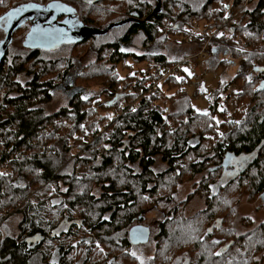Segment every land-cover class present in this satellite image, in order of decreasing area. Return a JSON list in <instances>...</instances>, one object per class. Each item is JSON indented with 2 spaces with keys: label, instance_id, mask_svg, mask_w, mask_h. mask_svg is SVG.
Wrapping results in <instances>:
<instances>
[{
  "label": "trees",
  "instance_id": "obj_1",
  "mask_svg": "<svg viewBox=\"0 0 264 264\" xmlns=\"http://www.w3.org/2000/svg\"><path fill=\"white\" fill-rule=\"evenodd\" d=\"M26 1L34 4L38 2V0H18L17 5L28 4ZM110 1L112 3L116 1L118 7L124 6L122 11L125 13L136 6V1L138 2V0H130L127 4L120 6V0ZM249 1L244 2L242 6H237L236 0H232L224 7L221 0H162L161 13H153L157 1L141 0L140 17L137 20L135 17L133 20L127 19L128 22L135 21L127 33L131 37L135 31L140 30L144 32L143 38L148 43L157 41L165 44L168 41L166 33L168 27L177 26L179 31H185L192 21L199 23L202 18L209 17L212 23L206 22L207 24L203 26L206 30L217 32L216 49L224 47H220L219 41L226 37L225 31L226 34L232 36L236 33L240 36L239 41L244 52L238 58L242 69L254 62L263 64L264 22L260 20L264 17V0H257L256 7L246 11ZM170 2L175 3L184 11L181 13L182 17L174 24L169 21ZM217 3L222 5L219 6ZM97 7L96 4L92 6L91 12L96 13L97 10L94 11V9ZM175 8L178 10L177 7ZM107 11L111 13L112 9ZM210 11L215 14L209 13ZM123 12H118V15ZM246 16L250 17L247 23L242 19ZM84 21L88 24H83L85 27L103 30V27L96 25L98 22L94 21L92 14ZM112 22L113 20H108V25ZM128 22L125 25L129 24ZM234 31L235 33L232 34ZM160 32V35L163 34L165 38L158 35ZM245 35L247 37L244 39ZM98 37L84 39V41L91 39L89 44L98 39L96 43H92L94 44L92 48L98 56V62L86 70L97 67L95 71H99L102 69L99 68L100 66L110 63L111 67L103 70L104 75H111L104 89L105 97L101 101L96 100L89 90L79 87L87 90L89 97L87 99H82L81 96L75 97L69 101L68 109L60 112L48 114L38 106L40 103L47 102V99L51 97L47 92L48 87L39 84V75L34 76L26 89L9 82L10 72L23 68V64L9 65L11 69L5 74L4 68L6 61L10 58L11 48L7 50L1 63L0 87L1 85L14 87V91L21 96L10 98L6 95L0 101V167L9 166L11 169L9 175L0 176V219L15 212L14 220L17 224L13 235L0 237V264H29L34 260L37 261L40 250L37 246L31 249L32 245L23 242L26 236L37 233L52 234V239L49 237L51 244L54 243L52 250L60 244L63 254L61 264H70L69 255L71 253H75V260L80 263L138 264L136 259L130 255L131 252L136 253V249L128 241V230L133 218L141 214L143 208L158 203L159 196L174 198L180 186L184 184L183 182L187 181L184 180L186 175H190V181L195 187L196 177L206 176L201 181V187L208 189L209 184L213 185L218 179V175L215 174L217 171H206L207 168L220 163V160L216 159L217 156H212L213 151H217L215 153L219 155L228 149L249 152L259 147L264 139V90L258 91L257 94L254 91L255 84H245L241 80L239 81L243 83L241 92L243 96L253 92L249 101L252 121L246 131L237 134L229 132L228 136H230L224 140L219 139L220 144L216 146L204 145L207 140L205 134L209 132V129L202 128L198 132L189 134L190 130L186 127L197 118L207 115L194 113L195 110L190 106L187 95L175 100L173 104V107H176L175 114L167 112V107L169 108L168 103L177 93L164 95V106L161 105L159 108L147 106L143 101L138 103L137 113H123L121 105L132 103L139 92L141 93V88L134 81L140 71L135 70L129 76H122L119 73L118 64L127 57L117 52L118 48L113 44L98 46ZM82 42L73 43V45L78 44L74 48V55L80 54L84 47L89 45L79 46ZM112 48L115 50L113 51ZM210 54L215 55L212 50ZM21 57L22 55H17L12 58V61L17 62L23 59ZM40 58L37 52H30L26 61L41 62L44 68V65L53 63L45 62V59ZM150 58L152 59L150 65L156 69L177 62L160 53ZM113 68L115 76H113ZM64 76L65 73L61 74L60 82ZM188 79L183 70L180 81L175 78L171 82L165 81L159 89L163 90L170 83L178 87ZM236 79L234 81L238 84ZM227 84L229 82L223 85L224 90ZM57 85H51L49 88L54 89ZM44 86L47 88H43ZM40 96L44 98L39 100ZM161 96L162 93L153 98H161ZM212 98L213 102L217 101L216 98L215 100L214 97ZM87 102H91V105L95 102L96 107L83 110L82 105ZM212 107L213 105L210 104L209 109ZM177 119H181V121L178 120V125H171L172 122H176L172 124H177ZM69 122L72 125H69ZM183 126H186L185 129ZM190 139L198 140L199 145L190 146L188 144ZM73 144L77 146L76 150L82 148L84 150L75 155L72 151L75 148ZM201 149L204 151L197 157L198 159L187 160L190 154H195ZM261 149V162L254 170L248 172L249 175L246 178H241L235 184V187H239L240 194L250 191L251 184L252 191H258L264 185V149L262 147ZM158 162L165 165L161 170L156 169ZM85 164L88 166L84 172L92 174L88 177H77L78 172L81 171L80 166ZM118 173H121V178ZM245 181L248 182L246 186ZM77 183L82 186H78ZM163 183L166 187L160 186ZM62 186L66 190L63 193ZM95 189L101 191L99 196L94 195ZM60 193L64 195V199H61L59 204H55L51 197ZM230 193L225 192L220 197L222 204L217 202L213 204L206 219L210 221L216 213H219L223 205L225 209L230 208V197L227 203L223 201V197ZM46 195H51L50 200ZM155 195L158 198H155ZM65 201L71 203L69 210L61 209L54 214V210L63 207L62 202ZM73 213H79V215L74 217ZM108 213L112 216L106 220L104 217ZM46 216H53V218L46 219ZM65 218L74 222V227L69 228L66 233H56L55 227ZM203 228L195 225V221L186 223L184 219L169 222L160 233L156 231L157 233L153 234L154 238L145 246L147 248L144 250L148 254L144 264H170L184 255L189 257L186 261L188 264H206L205 261L208 262V260L210 263V257L213 256L211 253L217 251V246L209 238L204 242L201 241ZM58 235L61 239L57 238ZM51 244L47 251V264L50 262ZM245 245L244 240L239 241L235 249L240 246L243 248ZM238 250L237 264H245L246 246ZM121 251H123L122 254ZM32 255L33 257H30Z\"/></svg>",
  "mask_w": 264,
  "mask_h": 264
},
{
  "label": "flooded vegetation",
  "instance_id": "obj_2",
  "mask_svg": "<svg viewBox=\"0 0 264 264\" xmlns=\"http://www.w3.org/2000/svg\"><path fill=\"white\" fill-rule=\"evenodd\" d=\"M2 1L3 0H0V3H2ZM101 1L103 0H91V2H89V0H38V6L42 8L50 7L49 10H53L55 12H52V15L56 16V19L54 21L52 20L53 16H51L50 12L47 9L49 13L42 15L39 14V19H32L27 21L24 26L17 31H25V38L22 42V46L25 47L27 36L32 31L34 26H41L42 28H45L50 24H54L57 26L56 28L61 29V31H67V28L69 29L70 26L77 25L78 29L81 32L82 30L87 28L83 24L88 25L87 21L85 23L84 20L91 16L92 6H94L95 4L99 6L98 3H100ZM140 4L141 0H138V2L136 1V6L130 8L128 13L123 12L122 14H119L121 16L119 19L127 20L130 18L131 20H133V17H135V19L137 20L138 17H140L141 13ZM119 19L118 21H121ZM118 21H113L112 23H118ZM79 23L81 24L82 28L79 27ZM128 23L129 24H127V29L120 36L115 33V30L117 28L115 27L108 33V35L110 36L108 42H104L103 39H99L98 46L107 43L113 44L117 46V52L124 54V56H126L127 58L131 57L135 61L139 60L140 58H150L151 56L157 55L163 49H170L169 46L164 45L163 43L161 44L162 46H158L157 44H160V42L157 41L148 43L146 39L143 38L144 32L140 30L135 31L134 34L129 37L127 33L128 29H130L134 25L135 21H130ZM4 28L6 29V20L3 21V23H0V30L4 32ZM15 34L13 36V42L9 48H11L14 43ZM97 40H93L92 43H96ZM92 43L89 44L88 39L80 43L79 46L85 44L89 45L85 46L81 53L78 55L73 54L74 48L78 46V44L73 45V43L63 44L60 47L52 50H31L32 52H37L39 57L41 56L40 59H45V62L63 63L64 65H66V77L64 76V78H62L61 82L57 85V87L53 89V91H59L65 96V99L68 101L73 100L77 96L89 97L90 95L87 90L78 89V87L82 86L78 85L77 81L84 76V73L87 68L98 62V56L94 48H92V45L94 46V44ZM121 49H124V51H122ZM222 49L223 48H214L213 50L215 51L212 50L213 54L215 55H212L213 61L211 65H213L214 63V67H211V69H216L219 65H226V62H229V67H233L235 69V72L234 76L231 77L228 81L229 84H227L226 90L222 89L223 85H225L226 83H221V86L217 92L219 98L221 97V93L229 90L230 87L233 88V92H235L234 95L236 97H241V92L243 90L241 87L243 83L241 81L249 85L255 84L254 91L257 92V94L258 91L264 90V87L261 88V85H264V64L254 62L250 66H244L242 69L240 65L241 62L238 57L233 60H226V56H228V53L230 52V55H233V52L229 49L222 51ZM112 50L114 51L115 49L112 48ZM171 54L172 56L177 55L175 51H172ZM249 77L251 78L250 80ZM235 79L238 84L235 83ZM237 88H239L238 91ZM251 110L252 109L250 107L246 110L245 119L239 122V125H235L234 128L229 131L230 134L232 132H236L237 134L246 131V129L250 125V122L252 121ZM257 112L260 113V111ZM219 137H221V135ZM188 144L193 147L198 146L199 142L198 140L190 139L188 141ZM219 144L220 142L219 140H217L214 143V146ZM261 147L264 149V139L261 141L259 147H255L249 152L242 150L238 152L234 149H228L227 151H224L223 153H221V155H219V153H215L217 151H213L212 156H217L216 159L220 160L219 164L206 169L207 172H210L211 170L217 171L215 174L218 175V179L213 185L209 184L208 189H202L203 186L201 187V181L206 176L201 177L200 175L199 179L197 180L196 187L192 189L191 192L188 193L184 199L179 198L177 196L179 193L178 190L174 198L172 196H165L164 198H162V196H159L160 198L158 203H155L147 208H143L141 214L133 218L128 230V241L131 246L135 247V251L136 253H138L137 255L140 256L143 261H145L148 253H146L147 251H145L144 249L147 248L145 246L150 243L151 240L154 238L153 234L157 233L156 231L160 233L161 229L169 222H173L176 219L179 221L180 219H184L186 223L190 221H195V225H200L204 227L202 231L201 241L204 242L207 238H209L211 239V241L219 242L215 244L217 246V251L224 248L227 249L223 258L216 257L213 255L212 257H210V263L209 260L208 262L205 261L206 264H213L214 261L220 259H223L225 261L232 260L233 264H237V249L242 250L245 246L246 264H264V219L257 220L255 219V215L251 213L246 215L240 214L238 208L242 198L246 197L248 200L252 201V204L255 203L256 205L259 202L260 206L256 209L257 211L263 209L264 212V185H262L258 191H252L251 184L250 191H246L242 194H240L239 187H235V184L238 180H240L241 178H246L249 175L248 172L250 173L252 170H254L257 164L261 162ZM242 157H247V159L241 165L238 163V161H240ZM204 175H206V173H204ZM247 184L248 182L245 181V186ZM225 192H231L229 195L223 197V201H227V199L230 197V208L228 207V209H225L226 207L224 205L221 206L219 213H216L218 215L215 214L214 217L209 221V219H206V215L211 211L214 203L217 202L218 204H222L220 197H222ZM154 197L158 198L156 195ZM195 199L201 201V206L197 202V206L199 205V207L193 210V212H191L190 214H187L188 207L192 206ZM111 216L112 214L109 213L105 215V217H108V219ZM249 217H251V219H249ZM74 225V222L65 218L64 220H62V222L58 224L57 227H55V232L66 233L67 230H69V228L74 227ZM140 225L147 227L150 230V238L148 242L144 244L133 245L129 239V232L131 228ZM42 237V243L37 246V249L40 250L41 253L38 254L37 261L34 260V262H30L29 264H47L46 260H48V249L45 248L49 247V244L47 243L49 237L52 239V234L46 235L43 233ZM57 238L61 239V236L58 235ZM242 240L246 242V245L243 248L242 246H240L239 248L235 249L236 243ZM89 242H91V240H89ZM26 248H28L27 245ZM123 251H121V254L123 253ZM30 257H33V255ZM188 258V255H184L177 258V260H175L174 262H170V264H184L185 261H188ZM62 260L63 254L61 246L60 244H57L54 247L51 256L49 257V264H61ZM136 261L138 264H140L138 260ZM69 263L87 264L84 262L80 263L79 261L75 260V253H71V255H69Z\"/></svg>",
  "mask_w": 264,
  "mask_h": 264
},
{
  "label": "rangeland",
  "instance_id": "obj_3",
  "mask_svg": "<svg viewBox=\"0 0 264 264\" xmlns=\"http://www.w3.org/2000/svg\"><path fill=\"white\" fill-rule=\"evenodd\" d=\"M17 1L18 0H4V2L2 1L3 4L2 3L0 4V18H3V16L6 13H8L10 10L18 7L19 5H17L18 4ZM129 1L130 0H120L119 4H120V6H123V5L127 4ZM246 1L247 0H236V5L242 6V5H244V2L246 3ZM115 2L112 3V1H110V0H103V1H101L100 5L97 7V9H94V11H96V10L97 11H96V13L93 12L92 16L94 18V21L98 22V24H96L98 27H103V29H105L108 25V20L118 21V19L121 17L120 15H118V12H120V11L123 12L122 10H123L124 6L118 7L117 3H115ZM221 2L224 3V7H225V5L230 4L232 2V0H221ZM257 3H258L257 0H250L249 3L247 4L248 6L246 5L247 6L246 11L253 10L254 7H256ZM20 5H22V4H20ZM218 5L221 6L222 4H218ZM169 6L171 8L170 13H169V16H170L169 21L173 22L172 24H174L176 22V20H179L182 17L181 13H183L184 11H183V9H180V7L178 5H176L175 3L170 2ZM175 7H177L178 10ZM110 9H112L111 13H109L107 11ZM209 13L215 14L212 11H210ZM217 14L221 15L219 13H217ZM223 14H224V12L222 13V15ZM107 17H109V18H107ZM210 17H212V16H210ZM249 18H250L249 16H246V18L242 17V19L244 20L245 23L249 22ZM206 22L208 24H211L212 20L209 17H206V18L204 17L197 24L204 25V24H207ZM260 22H264V17L260 20ZM127 27H128V25H125V24L123 26L117 27L115 30V33L118 36H120L126 30ZM233 29H234V27H233ZM108 33L106 35L99 36L98 38L100 40L103 39L104 42H108V40L110 39V36L108 35ZM166 33L168 35V41L164 45L169 46L170 49L160 51L159 52L160 54H165L167 52L175 51V50H178L179 52H181L180 50H182V48L185 49V51H187V53L189 55H195L197 53L199 45L197 46V48L195 46V48L192 49V51H190V52L188 51L189 49L187 50V46H189L187 43H184L183 47L181 48L182 45L179 41L180 40L179 33H177L178 34V37H177L176 33L173 31V27H168L166 29ZM224 33H225L224 35L226 37L224 38V40L221 39L219 41V45H221L220 47L224 46L222 51L229 49L230 51L233 52V55H230V52L228 53V56H226L227 57L226 60H233L237 57L239 58V56H241V54H244V52L241 49V43L239 41L240 36L236 35L235 31L232 33V34L235 33L233 36L226 34V31ZM160 34H161V32L158 35H160ZM4 37H5V32L0 30V42L3 41ZM157 37H159V36H157ZM160 37L165 38V36H163V34L160 35ZM246 37L247 36L245 35L244 39ZM24 38H25V31H23V30H21L15 34V40H14V43H13L11 50H10V52H11L10 58L6 61V67L4 68V72H5V74L7 72H9V69H11V68H9L10 67L9 65L12 66V65L23 64L24 69L21 68L16 72H10V74L8 75L9 76V82L10 83L12 82V84L16 83L21 88L26 89V88H28V85L32 81L34 76L39 75V77H38L39 78V84L40 85H46L48 87L47 88L44 86L43 88L48 89L47 92L49 93V95L51 97L49 99H47L48 100L47 102H43L42 104L40 103L38 106L42 107L44 109V111H46L48 114L60 112L62 110H67L69 107L68 106L69 101L65 99V96L63 94H61L59 91L55 92V91H53V89L49 88V86H51V85L56 86L60 82V76H61V74L65 73L66 65H64L63 63H54L53 62L54 64L51 63L52 65L50 63H48L50 65H44L45 66V68H44L42 63L38 64V61L37 62H35V61L27 62L26 59L30 55V52H32V51H31V49L22 46V42H23ZM88 40L90 41L91 39H88ZM194 43L198 44L195 41H194ZM157 45L162 46L161 44H157ZM82 47H84V46H82ZM82 47H81V50L83 49ZM17 55H22L23 59H21L17 62L16 61L13 62L12 58L17 56ZM181 55H182V53L180 54V56ZM151 60H152L151 58H140L139 60L135 61L131 57L126 58V60L124 59L123 62L118 64V70L120 71L119 73H121L122 76H126V75L129 76V74H133V71H135V70L140 71L142 69L147 68L148 66H151L150 65ZM206 60H208V61L206 62ZM212 61H213V56L208 57V55H207L206 59L194 57L192 59V61L187 65V68L184 67V73L186 74V76L189 79L186 82H184L183 84L181 83L180 86H178V87H176L173 83H170L169 86H167L166 88L161 90L162 97L164 95H169V93H177V95L174 98H172L170 100V102L168 103L169 108L167 107V110H168L167 112H170L171 114H175V108L176 107H173L175 100L178 97H183L186 95L189 98L190 106L192 107V109L195 110L194 113L197 114V113L207 112L206 117L203 116L204 118L203 117L197 118L193 123H191V125H189L188 127L183 126V128L185 129V127H186L187 129H189L190 130L189 134H193L195 132H198L202 128L209 129V132H207L205 134L207 137V140H205L206 143L204 142V145H208V147H210V145L214 146V143L221 138H223V140L225 138H228L229 137L228 136L229 131L232 128H234L235 125H239V123H236V122H241L242 120L245 119V112L251 106L249 101L253 95V92H250V93L246 94L245 96H243V93H241V97L240 96L236 97L234 95L235 92H233L232 87H230L229 90H227L225 92H222V89H223V87H222L221 97L219 98L217 92L221 86V83L222 82L227 83L230 80V78L234 76L235 69L233 67H229V65H230L229 62H226V65L225 64L219 65L216 69H211V67H214V65H211ZM195 62H198L199 67L196 69H193ZM43 64H45V63H43ZM109 64L110 63H106L103 66H100L99 68H102V69H99V71H95L97 69V67H93L91 69L86 70L84 73V76L77 81V84L82 85V87L89 90L91 92L92 96L96 97V100L101 101L105 97L104 95L106 94V91H104V89L107 86L106 84L108 82V79H111V75L110 76L104 75L103 70L108 68V67H111V66H109ZM263 64H264V62H263ZM114 68H116V67H114ZM114 68L112 70L113 76H115ZM185 69L187 71H185ZM106 76H109V77L106 79L105 78ZM177 80L180 81L179 79H177ZM1 87H3V89H0V101H2L4 99L3 96L6 97V95H7V97H10V98L18 97L20 95L18 92L14 91L15 90L14 87H8V85H3V86L1 85ZM250 88H252V87H250ZM238 90H239V88H237V91ZM212 97H214V100L216 98L217 101L213 102ZM42 98H44V96H40L39 100H42ZM162 103H163V100L160 102V106L161 105L164 106V103L163 104ZM210 104L213 105V107L211 109H209ZM94 105H91V102H87L86 104L82 105V109L85 110V109H90V108L96 107L95 102H94ZM178 120L181 121V119H177V124H172V123H176V122H172L171 125L177 126L178 122H179ZM204 123L206 125L203 126L202 124H204ZM69 125H72V123L69 122ZM206 131H208V130H206ZM220 135H221V137H219ZM223 135H224V137H223ZM53 142L55 143V141H53ZM73 147H75L72 150L75 155H76V153L78 154L80 151L82 152V150H84V148H82L81 150L80 149L76 150L77 146L75 144H73ZM203 151L204 150L201 149L199 152H197L195 154H190L188 156L187 160L192 161L193 159H198L197 157L199 155H202ZM72 160H74V159H72ZM87 166H88L87 164L80 166L79 170H81V171L78 172L77 177H84V176L88 177L92 174L90 172H84ZM164 166L165 165H162L161 163H159L156 166V169L161 170ZM157 171H159V170H157ZM0 173H4V174L9 175V173H11V169H9V166H7V168L0 167ZM118 175L120 178L122 177L121 173H118ZM198 179H199V176L196 177V181ZM184 180H187V181H184V182L182 181L184 184L181 185L180 188L178 189L179 193L177 195L179 198H182V199H184L185 196L188 193H190L192 189L195 188L194 183L192 181H190L191 180L190 175L189 176L186 175ZM164 184L165 183H163L160 186L166 187V185L164 186ZM77 185L82 186L80 183H77ZM65 191L66 190L62 186V193ZM62 193L52 196L51 200H53L55 204H59L60 200L64 199V195ZM100 194H101V191L99 189L94 190V195L99 196ZM157 194H160V193H157ZM50 196L51 195H46V197H48V199L50 198ZM197 202L201 206V201H199L198 199H195L192 206L188 207V213L187 214H190L191 212H193V210H195L199 207V205L197 206ZM62 204L64 206L63 207L61 206L60 208L58 207L59 209L54 210L55 211L54 214H56L59 210L61 211V209L69 210V206H71L70 201L62 202ZM259 206H260L259 202L255 205V203L252 204L251 200H248L246 197H243L239 206H238L239 213L244 214V215L251 213V214L255 215V219L262 220V219H264V212H263V209L257 211L256 208ZM190 207H191V210H190ZM12 214H14V215H12ZM54 214H53V216H54ZM73 215L75 217V216L79 215V213H73ZM53 216H46V219H52ZM14 218H15V212H12L10 214L3 216L0 219V237H8V236L13 235L15 229L17 228V224H16ZM40 221H42V220L40 219ZM47 244L50 245L51 242L48 240ZM53 245H54V243L51 244V246H50L51 251L49 254H51L53 252V250H52ZM48 248L49 247H46L45 249H48Z\"/></svg>",
  "mask_w": 264,
  "mask_h": 264
},
{
  "label": "water",
  "instance_id": "obj_4",
  "mask_svg": "<svg viewBox=\"0 0 264 264\" xmlns=\"http://www.w3.org/2000/svg\"><path fill=\"white\" fill-rule=\"evenodd\" d=\"M157 4L153 13H161L162 11V0H156ZM50 8V7H49ZM49 8H42L38 6V4H22L18 7L10 10L6 13L3 18H0V23L6 20V29L4 28L5 37L2 42H0V66L2 61L4 60L7 50L9 49L10 45L13 42L14 34L21 29L24 24L32 19H39L38 15L47 14L50 12L52 20L56 19V16L52 15V12L55 13L53 10H49ZM48 9V11H47ZM150 18V17H149ZM148 18V20H149ZM127 21H121L118 23L111 24L107 26L103 30H99L96 28H86L80 32L78 26H70L67 28V31H61V29L56 28L57 26L54 24H50L49 26L42 28L41 26H34L32 31L28 34L25 47L31 50H52L60 47L63 44H71L83 41L87 37L93 36H102L106 35L110 30L115 27L121 26ZM65 26V25H63ZM79 27L81 24L79 23ZM90 30V31H87ZM262 88V87H261ZM83 90L82 88H79ZM146 229V235L143 239L136 238L134 239V234L138 235L139 229ZM150 238V230L144 226H135L131 228L129 232V239L133 245L144 244L148 242ZM43 241V237L41 233H37L33 236L27 237L23 240L28 245H32L31 249L41 244Z\"/></svg>",
  "mask_w": 264,
  "mask_h": 264
},
{
  "label": "built area",
  "instance_id": "obj_5",
  "mask_svg": "<svg viewBox=\"0 0 264 264\" xmlns=\"http://www.w3.org/2000/svg\"><path fill=\"white\" fill-rule=\"evenodd\" d=\"M179 38L181 43L191 44L194 41L197 42L200 47L197 53L195 55L187 56L180 61L178 60L173 64L158 67L157 69L153 68L151 65L140 70V72L135 76L134 81L135 84L141 88V93L139 92V95L132 101V103L121 105L123 113H137L138 103H142L143 101L147 104V106L151 105L159 108L163 97L153 98L160 96L161 90L159 89V86L161 84L163 85L165 81L171 82L174 78H181L183 76L184 67L187 68V65L194 57H199L201 59H206L207 55L208 57H211V50H213L215 45L218 44V42H216L217 32L214 30H206L203 25L197 24L195 21L191 22L187 30L179 32ZM208 60H206V62ZM198 65V62H195L193 69L198 68Z\"/></svg>",
  "mask_w": 264,
  "mask_h": 264
},
{
  "label": "snow or ice",
  "instance_id": "obj_6",
  "mask_svg": "<svg viewBox=\"0 0 264 264\" xmlns=\"http://www.w3.org/2000/svg\"><path fill=\"white\" fill-rule=\"evenodd\" d=\"M89 2H91V0H89ZM121 50L124 51V49H121ZM213 51H215V50H213ZM257 70H259V69H257ZM185 71H187V70L185 69ZM250 79L251 78L249 77V80ZM261 87H264V85H261ZM81 98L82 99H87V96H82ZM203 115H207V112H204ZM109 119H111V117H109ZM236 123H239V122H236ZM246 159H247V157H242L240 159V161H238V163L242 165L243 162ZM3 175H6V174L0 173V176H3ZM21 186H23V185H21ZM145 199H147V197H145ZM225 203H227V201H225ZM104 219H108V217H104ZM249 219H251V217H249ZM146 232H147L146 229H143V228L139 229L138 230V235L134 234V239H136V238L143 239L144 236L146 235ZM212 243L213 244H216V243H219V242L218 241H213ZM226 251H227V249L224 248V249H221V250L216 251L214 253H211V255H214L216 257L223 258ZM237 251H239V250L237 249ZM130 255H132L136 260H138L140 262V264H144L143 259L140 256H138L135 252H131ZM184 264H187V262L185 261ZM213 264H233V261L232 260L225 261L223 259H220V260L214 261ZM245 264H246V262H245Z\"/></svg>",
  "mask_w": 264,
  "mask_h": 264
},
{
  "label": "crops",
  "instance_id": "obj_7",
  "mask_svg": "<svg viewBox=\"0 0 264 264\" xmlns=\"http://www.w3.org/2000/svg\"><path fill=\"white\" fill-rule=\"evenodd\" d=\"M173 31L176 33V35H177V37H178V34L177 33H179L180 31H179V29H178V27L177 26H175L174 28H173ZM180 41V40H179ZM180 43H181V41H180ZM183 44L184 43H182L181 45V48L183 47ZM189 46H187V50L190 52V51H192V49H194L195 48V46H196V48H197V46L199 45V44H195L194 42L193 43H191V44H188ZM198 49H199V46H198ZM164 50H166V49H163V50H161V51H164ZM181 52H179L178 50H175V52L177 53V55L176 56H172V54H171V52L172 51H170V52H167V53H165V54H163V55H166L167 57H169L171 60H176V61H180L181 59H183V58H185V57H187V56H190L188 53H187V51H185V49H183L182 48V50H180ZM182 53V55L180 56V54ZM188 54V55H187ZM181 58V59H180ZM167 86H165L164 88H166ZM163 88V89H164ZM169 94H171V93H169ZM172 94H176V93H172Z\"/></svg>",
  "mask_w": 264,
  "mask_h": 264
}]
</instances>
